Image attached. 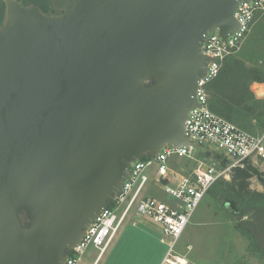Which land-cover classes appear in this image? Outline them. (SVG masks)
I'll return each mask as SVG.
<instances>
[{
  "label": "water",
  "instance_id": "obj_1",
  "mask_svg": "<svg viewBox=\"0 0 264 264\" xmlns=\"http://www.w3.org/2000/svg\"><path fill=\"white\" fill-rule=\"evenodd\" d=\"M240 1L3 0L0 264H64L132 162L191 144L204 35Z\"/></svg>",
  "mask_w": 264,
  "mask_h": 264
},
{
  "label": "built area",
  "instance_id": "obj_2",
  "mask_svg": "<svg viewBox=\"0 0 264 264\" xmlns=\"http://www.w3.org/2000/svg\"><path fill=\"white\" fill-rule=\"evenodd\" d=\"M233 15L239 26L225 39L218 29L204 35L201 52L209 61L197 82L198 105L184 122V134L191 144L164 146L156 155L132 162L119 191L68 251L64 264H80L89 246L96 249L94 264L128 217H147L158 225L160 242L166 247L159 264H194L179 245L208 190L221 178L228 180L233 167L264 162V130L248 132L211 110L208 103V83L264 15V0L240 1ZM199 150L218 151L230 163L223 167L216 159L200 160ZM191 162L196 164L191 166ZM151 190L156 192L150 194Z\"/></svg>",
  "mask_w": 264,
  "mask_h": 264
},
{
  "label": "rangeland",
  "instance_id": "obj_3",
  "mask_svg": "<svg viewBox=\"0 0 264 264\" xmlns=\"http://www.w3.org/2000/svg\"><path fill=\"white\" fill-rule=\"evenodd\" d=\"M45 10L46 13L52 12L50 3ZM231 57L242 58L249 66H257L264 72V15L254 23ZM254 85H250V89L254 100L257 101L255 103H258L259 111L252 119L256 131H246L259 133L261 131L257 130L258 118L264 119V92L263 96L256 95ZM256 92L260 93L259 90ZM197 158L204 161L216 159L223 167L230 163L215 150H199ZM189 164L194 166L196 162ZM255 166L264 177V162H258ZM250 188L264 190L256 176L250 179ZM155 192L156 190H151L150 194ZM231 209L223 206L222 202H218L209 194L204 196L179 245V249L186 252L194 264H264L262 252H259L264 248V235L255 239L257 244L251 243L237 228L234 217L228 212ZM160 235L158 225L151 219L128 217L111 239L97 264H159L166 248L160 242ZM95 254L96 249L89 246L82 255L80 264H91Z\"/></svg>",
  "mask_w": 264,
  "mask_h": 264
},
{
  "label": "trees",
  "instance_id": "obj_4",
  "mask_svg": "<svg viewBox=\"0 0 264 264\" xmlns=\"http://www.w3.org/2000/svg\"><path fill=\"white\" fill-rule=\"evenodd\" d=\"M23 4L35 3L43 11L50 0H19ZM5 17V5L0 0V25ZM253 81L264 82V72L257 66H249L244 59L229 57L207 85L208 103L211 110L223 116L241 128L256 131L252 125L253 117L258 113L257 101L250 89ZM259 117V116H258ZM259 127L264 128V119L258 118ZM225 159V158H224ZM226 160V159H225ZM256 176L264 187V177L256 166L247 163L231 169L228 180H218L207 192L218 202L229 203L228 211L236 222L239 231L251 243H256L258 236L264 235V190H252L250 179ZM247 218H244V217ZM264 257V248L260 249Z\"/></svg>",
  "mask_w": 264,
  "mask_h": 264
},
{
  "label": "crops",
  "instance_id": "obj_5",
  "mask_svg": "<svg viewBox=\"0 0 264 264\" xmlns=\"http://www.w3.org/2000/svg\"><path fill=\"white\" fill-rule=\"evenodd\" d=\"M261 16H263V15H261ZM261 16H259V17L257 18V20H258ZM257 20H256V21H257ZM228 57H230V56H228ZM228 57H227V58H228ZM227 58H226V59H227ZM254 84H255V85H254ZM250 85H251V86H252V85L256 86V87H255L256 90H254V92H255L256 95L263 96V92H264V91H263V90H264V87H263V86H264V82L253 81ZM258 90H259L260 93H257V92H256V91H258Z\"/></svg>",
  "mask_w": 264,
  "mask_h": 264
},
{
  "label": "bare ground",
  "instance_id": "obj_6",
  "mask_svg": "<svg viewBox=\"0 0 264 264\" xmlns=\"http://www.w3.org/2000/svg\"><path fill=\"white\" fill-rule=\"evenodd\" d=\"M106 250V249H105ZM104 250V251H105ZM104 251H103V253H104ZM103 253L101 254V256L98 258V260L94 263V264H97L98 263V261L100 260V258L102 257V255H103Z\"/></svg>",
  "mask_w": 264,
  "mask_h": 264
},
{
  "label": "flooded vegetation",
  "instance_id": "obj_7",
  "mask_svg": "<svg viewBox=\"0 0 264 264\" xmlns=\"http://www.w3.org/2000/svg\"><path fill=\"white\" fill-rule=\"evenodd\" d=\"M45 12V11H44ZM51 13H58L57 11H54V10H52V12Z\"/></svg>",
  "mask_w": 264,
  "mask_h": 264
}]
</instances>
